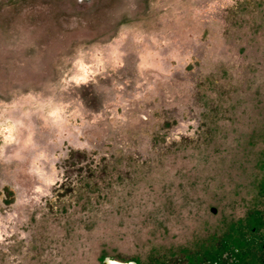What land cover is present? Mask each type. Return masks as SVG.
<instances>
[{"label": "rangeland", "instance_id": "374dc122", "mask_svg": "<svg viewBox=\"0 0 264 264\" xmlns=\"http://www.w3.org/2000/svg\"><path fill=\"white\" fill-rule=\"evenodd\" d=\"M262 244L264 0H0V264Z\"/></svg>", "mask_w": 264, "mask_h": 264}, {"label": "flooded vegetation", "instance_id": "af4514ba", "mask_svg": "<svg viewBox=\"0 0 264 264\" xmlns=\"http://www.w3.org/2000/svg\"><path fill=\"white\" fill-rule=\"evenodd\" d=\"M257 247V246H256ZM259 249L262 248V250H264V244H262L260 247H258ZM222 253V252H221ZM222 255V254H221ZM224 255V256H223ZM222 255V259L225 258H229V256L227 254H223ZM227 257V258H226ZM232 261V260H231ZM239 261L236 260V263H238ZM240 263V262H239ZM243 264H247L246 262H242ZM113 264H118V263H113ZM221 264V263H220ZM264 264V263H263Z\"/></svg>", "mask_w": 264, "mask_h": 264}, {"label": "water", "instance_id": "95a60500", "mask_svg": "<svg viewBox=\"0 0 264 264\" xmlns=\"http://www.w3.org/2000/svg\"><path fill=\"white\" fill-rule=\"evenodd\" d=\"M212 212L214 213V210H213ZM103 264H110V261H109V260H105V261L103 262ZM127 264H134V263H127Z\"/></svg>", "mask_w": 264, "mask_h": 264}, {"label": "bare ground", "instance_id": "6f19581e", "mask_svg": "<svg viewBox=\"0 0 264 264\" xmlns=\"http://www.w3.org/2000/svg\"><path fill=\"white\" fill-rule=\"evenodd\" d=\"M113 263H118V262L110 261V264H113ZM118 264H122V263H118Z\"/></svg>", "mask_w": 264, "mask_h": 264}]
</instances>
